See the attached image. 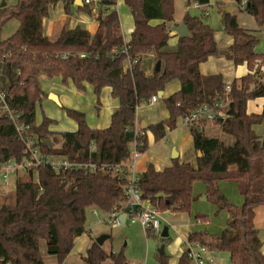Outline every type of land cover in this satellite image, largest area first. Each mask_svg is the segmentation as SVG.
<instances>
[{"label": "trees", "instance_id": "obj_1", "mask_svg": "<svg viewBox=\"0 0 264 264\" xmlns=\"http://www.w3.org/2000/svg\"><path fill=\"white\" fill-rule=\"evenodd\" d=\"M63 2L65 12L71 15L77 0H17L15 6L1 10L0 18V75L11 108L20 113L21 121L32 125L38 144L45 153L65 155L74 161H95L120 164L130 157V143L135 138V124L139 106L150 104L152 96L165 92L167 85L178 80L179 92L163 99L170 118L143 129L139 138L141 151L149 148L148 133L155 141L166 137L167 129H175L179 119L189 110L205 103H213L223 96L227 83L222 74H202L200 67L210 57L220 54L215 30L201 17L185 15L183 23L190 36L179 37L175 52H163L170 40L166 23L174 20V0H125L134 18L135 30L126 44L116 10V0H99L97 17L99 28L95 34L77 26L64 28L56 41L44 35L43 20L50 16V7ZM78 5L79 11L92 13L91 5ZM241 1V0H237ZM207 5L210 0H189ZM260 28H264V0H247L242 9ZM20 27L13 35L3 38L1 30L11 20ZM162 20L152 25L153 20ZM225 32L233 38L225 57L235 66L246 65L247 75L234 79L231 86L232 101L229 117L216 121L222 132L234 138L232 145L205 132V123L189 126L197 152V167L175 159L172 165L157 170L148 164L139 174L138 187L142 198L161 211L190 214L196 200L197 183L207 188L206 197L218 211L227 210L230 219L219 235L192 230L189 243H200L212 251H225L232 264H264V242L256 227V211L264 206V138L256 127L264 123V105L261 113H250V100L264 99V80L258 68L264 62V53L257 50L260 38L242 28L235 15L224 12ZM127 46L128 53L122 52ZM85 53L87 56L62 59L64 53ZM156 53L161 61L159 71L148 77L141 68L144 54ZM130 55L138 57L131 69L124 70V60ZM62 77L72 82L80 92L86 84L94 87L100 100L105 88L119 103L106 129L91 128L86 114L67 108V115L78 124L75 132L50 130L54 120L45 117L36 124L38 103L46 96L42 78ZM50 140L52 147L45 142ZM24 144L18 137L12 121L0 116V159L19 158ZM202 155L199 157L198 153ZM43 190L31 177H19L14 201L8 197L0 205V264H48L44 260L41 242L46 243V254L55 256L63 264L75 247L76 240L87 233V211L91 207L109 212L119 208L125 199L124 182L110 170L77 175L75 183L62 187L68 180L66 173L51 169L39 170ZM238 183L244 199L241 207L229 202L219 187L220 181ZM209 217L198 215L196 221L208 222ZM147 235L168 238L153 231ZM160 264H168L164 255L157 253ZM127 264L123 251L108 253L94 239L87 250L86 264ZM187 249L178 264H191Z\"/></svg>", "mask_w": 264, "mask_h": 264}, {"label": "rangeland", "instance_id": "obj_2", "mask_svg": "<svg viewBox=\"0 0 264 264\" xmlns=\"http://www.w3.org/2000/svg\"><path fill=\"white\" fill-rule=\"evenodd\" d=\"M17 0H0V18H1V10L4 8L12 7L14 2ZM189 0H174L175 4V20L169 21L168 25L173 28H177L176 26L180 25L182 23V19L185 15L189 14L191 16H198L203 19V21L210 25L215 32L222 36V39L220 40V44L226 42L228 39L227 34L224 30V22H223V13L224 12H230L233 14H237L240 19L241 26H244L246 28H253L256 29L254 19L245 13L243 10L242 12L239 11V5L237 0H222L224 2V6L216 4V2L212 6L205 7V11L207 10L208 15H203L202 10L196 9L194 4L195 2H191V4H188ZM236 1V2H235ZM121 21H123L124 26H131L133 20H132V13L131 10L124 4H120L119 7L117 6ZM246 15H244V14ZM132 15V16H131ZM245 17V18H243ZM175 21V22H174ZM10 25H13L12 22L7 27L4 25L1 30V35L3 37H6L7 32L9 31ZM260 35V43L257 46V50L260 53H264V29L259 32ZM230 65L231 63L228 62ZM232 65V64H231ZM220 68V67H219ZM44 79L42 78V88ZM4 79L0 75V88L3 87ZM231 84V83H229ZM44 90V89H43ZM83 95L81 97H84L88 99L89 94L87 89L83 92H81ZM92 95V94H91ZM74 96H70V98H74ZM163 102H161L162 104ZM165 103V102H164ZM262 104L263 100L261 99H253L250 100L248 103V111L250 113H260L262 111ZM84 106L86 104H83ZM67 108L75 109L68 107L67 103L62 101V104H58L55 101L51 99V93L48 94V96H44L40 103L37 105L36 109V124L40 125L42 124L45 117L50 118L54 120L53 124H51V130H56L57 128H60L64 125H74L76 124L75 121H73L68 115H67ZM100 110L95 109L94 111H91L90 109H86V118L89 125L95 124V122L100 119L98 113ZM84 112V111H83ZM102 117V116H101ZM104 119V116L102 117ZM178 126L183 127V122L181 119L178 121ZM219 126V125H218ZM58 130V129H57ZM213 131H207L205 130L206 134L208 136H211L215 134ZM257 133L264 138V123L256 128ZM176 140L172 141L171 134H168V138H163L159 141H155L154 137L148 133V140H149V148L146 151L145 158L143 159L144 164L147 163L154 164L155 167L164 168L165 166H169L171 164L172 160V153L174 148H184L186 149V157H188L190 151L193 152L192 146V138L190 137L189 131H186L184 128H180L176 130L175 132ZM214 136V135H213ZM215 138H219L220 140H224V142L227 144L229 142V138L224 136V134L220 131L217 135H215ZM177 151V150H176ZM195 150L193 152V156L195 155ZM199 156V155H198ZM200 157V156H199ZM142 161V160H141ZM144 165V166H145ZM140 169V164H139ZM224 181V180H223ZM15 178H12L10 191L11 193L2 194L0 195V205L5 201V197H8V202L14 201V191H15ZM201 188V185L195 186V197L196 200L193 204L192 211H191V218H192V230L198 231V232H204L207 231L211 235H219L223 232V230L227 227V222L230 219L229 212L227 210L218 211L217 206L212 200H208L206 197L207 188L206 186L202 185L204 191L202 195H199V188ZM221 191L224 193V195L228 198L229 202L232 203L235 206H242V202L237 203L238 200L241 198V193L239 186L237 183H229L224 181L223 184L220 185ZM4 191V189H2ZM3 193H6L3 192ZM206 197V199H205ZM97 210L96 207H91L87 211V234L83 236L82 238L78 239L74 249L70 253L71 255L67 257L64 264H82V261H84V258L82 260V256L85 254L83 253L80 255L78 252V248L81 247L82 243L88 242L89 237L91 236L93 239L97 240L98 238H102L104 236H108L104 240L103 247L108 252H121L126 256L127 263L128 264H160V259L158 258L157 253H159V248L163 245L165 246V256L167 258L168 264H178L179 259L181 257L182 251H185L186 245H183L180 242V236L177 235L172 229L170 230V236L166 241H162L160 237H155L154 235H147L144 227L141 225V223H133L131 221L128 222V224L124 226H112L108 223H98L97 217L94 216L93 211ZM165 212V211H163ZM99 214L101 218L105 219L107 218V213L104 211L99 210ZM175 215H178L180 217H188L189 214H183L179 215L174 213ZM198 215L201 216H207L209 217L208 222H202L199 221L197 223L196 217ZM165 217L167 219H173L176 220L177 218L173 216L170 213H166ZM188 219H190L188 217ZM256 227L260 231V236L264 241V208H261L257 214L256 217ZM198 228L196 229V227ZM202 226V227H199ZM90 230V232H88ZM185 246V247H184ZM46 243L45 241L41 242V249L45 250ZM211 250L205 249V252H209ZM215 252V258H216V264H232L230 255L228 252L225 251H213ZM75 253V254H74ZM85 263V261H84ZM49 264V263H48ZM86 264V263H85ZM105 264H114L113 261L108 259ZM195 264V263H191Z\"/></svg>", "mask_w": 264, "mask_h": 264}, {"label": "crops", "instance_id": "obj_3", "mask_svg": "<svg viewBox=\"0 0 264 264\" xmlns=\"http://www.w3.org/2000/svg\"><path fill=\"white\" fill-rule=\"evenodd\" d=\"M215 2H216V4L224 6V2L222 0H210V3L207 4V5H201L199 3H195L194 6H195L196 9L202 10V12H203L202 16H203L204 14L208 15L207 10L206 11L204 10L205 7L212 6ZM14 3L15 4H13V6L16 5L17 1H15ZM122 3H124L128 7V5L125 3V0H116V10L117 11H118L117 6L119 7V5L122 4ZM77 7H78V5L75 4V7L73 9L72 14L68 15L65 12V8H64L63 2L58 1L56 3V5L51 6L50 7V16L43 20L44 35L47 36L51 41H56L59 38V36L61 35V32L63 31L64 28L74 29L77 26L88 30L92 34H95L97 32L98 28H99V21L97 20V17H98L99 12H100L99 3L91 6V10H92L91 14H89L88 12H85V11H79ZM238 9H239V11L242 12V9L240 7ZM228 13H230V12H228ZM118 14H119V12H118ZM231 14H233V13H231ZM233 15H235L237 17L238 23L241 26L240 19H239L240 16H238L237 14H233ZM244 15H246V14H244ZM119 17H120V15H119ZM243 18H245V17H243ZM132 20H133V22H132L131 26H124L123 25V21H121V18H120L121 31H122V34L124 36V41L125 42H129L131 40L132 33L135 30V23H134L133 16H132ZM174 20H175V17H174ZM11 22H12L13 25H10V28H9V31L7 32L6 37H3V38L10 37L15 32H17V30L19 29L20 22L18 20H15V19L9 21L6 24V27L9 24H11ZM160 23H162V20H158V19L153 20L151 22L152 25H158ZM168 23L169 22L166 23L167 31H168V29L172 30V33H170V37L171 38L169 40L168 45L165 48H163L162 51L163 52H175V51H177V48H178V46H177L178 40H179L178 28L183 23V19H182V23L180 25L176 26L177 28L170 27L168 25ZM254 24L257 27L256 29L246 28L244 26H241V27L246 29L249 33L258 35L259 38H260L259 32H261L264 28H260L256 23H254ZM215 35H216V41L218 42V45L220 47V54L217 55V56L210 57L207 62H205V63H203L201 65L200 70H201L202 74H204V75L222 74L224 76V81L227 84H229L236 78H241V77L247 75L248 73H253L252 71H249V69L247 68L246 65L235 66L232 63V61L228 60L225 57V54L228 53L229 47H230V45L233 42V38L227 34V36H228L227 38L228 39L226 40V42H224L223 44L222 43L220 44V40L222 39V36L221 35L218 36V34L216 32H215ZM157 62L158 61L156 59V53L155 52L144 54L142 56V58H141V68L146 73V75L148 77H152L154 75V71H156L155 68H156ZM228 62H230L232 65L231 64L228 65L229 64ZM123 64H124V70L125 71L128 70V66L129 65L130 66L132 65L128 61H124ZM257 74L259 75V78L264 79V62L260 63V66L258 68V73ZM3 84L4 85H3V87L1 89L4 88L5 82ZM43 89L46 92L47 96L50 93L51 94H55L58 97V99L60 101V104H62V101H64V102L67 103L68 107L75 108L76 110H79V111H82V112L84 111L85 114H86V109H90L91 111H94L95 109L100 110L99 113H98V115L100 116L99 117L100 119H98L95 122V124L89 125V123L87 122L88 125L91 128H93V129H106V128H108L110 126V124H111L112 114L119 107L118 101L116 99H114L112 97V95H111V89L110 88H105L102 91L100 100H98V98H97V96H96V94L94 92V87L92 85L86 84V89H87L88 94L90 96V97H88V99H86L84 97H81L83 94L77 89V87L72 82L64 83L62 77H54L53 79H44ZM180 89H181L180 82L178 80H174V81L170 82L167 85L165 92H163L162 98L158 97V101L150 103V104H147V105L139 106L138 110H137L136 124H138L140 128L144 129L143 128L144 124L149 126V125L157 124V123H160L162 121L168 120L170 118V112H169L166 104L164 103L163 99L168 98L171 95L179 92ZM74 95H75L74 98H70V96L72 97ZM258 99L263 100V104H262V110H263L264 99L263 98H258ZM161 102H163V103L161 104ZM83 104H86V105L84 106ZM101 116L102 117L104 116V119H102ZM181 121H182V119H181ZM180 128H184L186 131H189V126H187L186 124L183 123V127L177 126L173 130L172 129L171 130L167 129V134H166L165 138H168V134L169 135L171 134L172 141H175L176 140L175 132H176V130H178ZM77 129H78V124L77 123L74 124V125H64V126H62L60 128L56 127V130H51V126H50V130L54 131V132H75V131H77ZM205 130H206V132L208 130L209 131L210 130L211 131L215 130L214 131L215 134H213L214 136L211 135L210 137H215V135H217L220 131L222 132L220 126H218L216 124H211V123H207L206 124ZM189 133H190V131H189ZM223 134H224V136L229 138V142L227 144L228 145H232L234 143V138L229 136V135H226L225 133H223ZM190 137L192 138V141H193V137H192L191 134H190ZM191 148L193 149V152H194L195 149H194L193 142H192ZM176 149H177V151L179 153V157L177 159H179L180 162L190 163L194 167H197L198 162H197L196 152H195L196 157L193 156V152L191 153V151H190L188 157L185 158L186 157V152H187L186 149L178 148V147ZM145 155H146V152H143L142 157L140 158V160L137 163V170H138L139 174L142 173L143 171H145L147 166H148V163L145 165L144 161H143V159L145 158ZM171 160L173 162L174 159H172V157H171ZM172 162H171V164H169V166L172 165ZM139 164H140V169H139ZM169 166H165L164 168L169 167ZM164 168L157 167L156 169L157 170H162ZM226 182L236 183V182H233V181H226ZM223 183H224L223 180L220 181L219 182V187ZM199 184L200 183H197L196 185H199ZM200 185H201V188L198 187L199 188L198 191L200 193L199 195H202V193L204 191V189L202 187L203 184H200ZM237 185H238V183H237ZM194 195H195V188H194ZM242 201H244V199H243V197L241 195V198L238 200L237 203H240ZM261 208H264V206H262V207L257 209L256 217H257V214H258V212H259V210ZM94 211H93V214H94L95 217H97V220H98V223H99V220L102 219V218H101L99 213L95 214ZM190 214L188 216L190 219H188V217H186V216L180 217V216L175 215L173 213L172 215L175 216L177 219L173 220V219H167L165 217L167 221L164 222L163 226H162V232L164 231V228L166 226H168V237L170 236V230L171 229L177 235H179L180 236V239H179L180 242L179 243H181L183 245H186V248H187V245H188V243H187L188 242V237H189V234L192 231V226H193L192 218H191L192 216ZM180 215H183V214H180ZM129 221L130 220L128 218L125 219V221H123V225L122 226L128 224ZM197 223H199V222H197ZM255 223H256V220H255ZM199 227H202V226H199ZM197 228H198V226L196 227V229ZM90 230L91 229H89L88 232H90ZM162 232H161V234H162ZM86 234L87 233H85L84 235L80 236L79 238H77V240L82 238ZM168 237H165V238H168ZM77 240H76V242H77ZM93 240L94 239L90 236L89 239H88V242L82 243L81 247L78 248V250H77L78 252H76V253H79L80 255L85 253L82 256V260L86 256L87 250L92 246ZM185 251H186V249H185ZM185 251H182L181 255ZM42 252L44 254V260L47 263H49V264H58L57 259H56L55 256H50V255L46 254V248H45V250H42ZM263 253H264V246H263ZM215 254L216 253L213 252L212 250L207 252V253L205 252L204 256H205L206 264H216ZM82 264H85L84 261H82ZM140 264H145V263H140Z\"/></svg>", "mask_w": 264, "mask_h": 264}, {"label": "built area", "instance_id": "obj_4", "mask_svg": "<svg viewBox=\"0 0 264 264\" xmlns=\"http://www.w3.org/2000/svg\"><path fill=\"white\" fill-rule=\"evenodd\" d=\"M85 3L92 6L98 4L99 0H85ZM238 5L241 9H244L247 5V0L238 1ZM168 33H172V30L168 29ZM127 43L128 42H126V44ZM122 52L128 53L127 46L123 48ZM86 56L85 53L75 54L67 52L62 54L61 58H84ZM124 61H128L132 64L128 66L129 70L138 61V57H131L128 55ZM231 91L230 84H227L223 96L213 103H205L194 110H189L181 118L183 123L190 126L192 124L202 123L214 124L216 121L226 120L230 113V104L232 101ZM156 101H158V96H152L150 103ZM0 116H4L12 121L18 137L24 144L23 153L19 158L7 160L0 159V195L11 193L9 188L12 185V178L16 180V188L19 177H31L39 186L40 191H42L43 183L39 176V170L43 168L51 169L57 173H66L68 177V180L65 181L66 185L75 183L77 175L87 176L92 173L110 170L113 175L124 182L125 199L119 208L107 212V218L100 219L99 223H108L112 226L119 227L123 225L121 216L126 214V219L128 218L133 223H141L146 233L153 231L155 234H161L163 223L167 221L165 213L173 214V212H163L142 198L141 191L138 187L139 172L137 170V163L143 155L140 149L141 142L139 138L143 137L145 132L138 124H135V138L130 143V157L125 162L112 165L91 160L74 161L65 155L45 153L38 144L36 135L32 133V125L21 121L20 113L11 108L9 96L6 91L1 88ZM2 189H4V191ZM5 191L6 193H3ZM94 213H99V209L95 210ZM187 243V253L192 262L195 264H206L203 254L206 248L200 243Z\"/></svg>", "mask_w": 264, "mask_h": 264}, {"label": "water", "instance_id": "obj_5", "mask_svg": "<svg viewBox=\"0 0 264 264\" xmlns=\"http://www.w3.org/2000/svg\"><path fill=\"white\" fill-rule=\"evenodd\" d=\"M76 4H77V5H83V1H82V0H77ZM178 35H179V37H181V38H187V37L190 36L189 29H188V27H187V25H186L185 23H182V24L179 26V28H178ZM160 67H161V61H158L157 64H156V68H155L156 71H159V70H160ZM162 96H163V92H161V93L159 94V98H162ZM51 99H52L53 101H55L56 103L60 104V101H59L58 97H57L55 94H51ZM146 127H147V125L144 124L143 128L146 129ZM45 143H46L48 146L52 147V143H51L50 140L46 141ZM176 150H177V149L174 148L173 153H172V159H174V160L177 159V158L179 157V153H178V151H176ZM198 155L201 156L202 154L199 152ZM65 186H66V184L63 183V184H62V187H65ZM205 199H206V197H205ZM121 219H122L123 221H125V219H126V214H123V215L121 216ZM162 237H164V238H165V237H168V226H166V227L164 228V231L162 232ZM106 238H108V236H104V237H102V238H98L96 241H97V243H99L100 245H103L104 240H105ZM164 250H165V246L163 245L162 247L159 248V251H158L159 254H160V255H164V254H165V251H164ZM127 264H128V263H127Z\"/></svg>", "mask_w": 264, "mask_h": 264}]
</instances>
